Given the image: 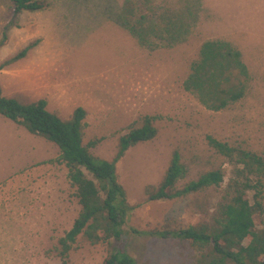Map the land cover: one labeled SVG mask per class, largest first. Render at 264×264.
<instances>
[{"label":"rangeland","instance_id":"obj_1","mask_svg":"<svg viewBox=\"0 0 264 264\" xmlns=\"http://www.w3.org/2000/svg\"><path fill=\"white\" fill-rule=\"evenodd\" d=\"M44 1L47 8L25 10L11 22L12 2L0 0V38L10 24L0 64L39 40L26 57L0 68L4 94L26 102L45 98L64 119L84 107V144L99 139L89 149L109 160L121 135L146 115L156 116V137L133 145L117 162L119 181L135 206L128 225L174 229L206 221L227 180L220 188L155 201L147 199L146 188L162 181L175 150L188 166L178 187L219 167L229 176L230 165L208 144V134L264 156V0H202L188 39L155 49L141 46L116 16H105L123 0ZM217 37L242 50L252 80L243 99L213 111L183 81L201 43ZM59 154L54 142L0 114V264H102L110 251L83 237L66 263L54 251L80 211ZM125 247L139 264L206 262L204 249L178 238L133 236Z\"/></svg>","mask_w":264,"mask_h":264},{"label":"trees","instance_id":"obj_2","mask_svg":"<svg viewBox=\"0 0 264 264\" xmlns=\"http://www.w3.org/2000/svg\"><path fill=\"white\" fill-rule=\"evenodd\" d=\"M171 1L123 0L117 5V21L143 47H173L186 41L194 31L202 0ZM11 2V22L25 10L38 11L49 6L44 0ZM9 25L3 29L0 47L8 40ZM38 42L28 43L5 59L0 68L26 57ZM251 80L242 50L232 41L217 37L201 43L183 88L207 109L220 111L243 99ZM0 114L59 147L56 161L67 168L80 205L72 226L58 237L53 247L64 263L83 237L91 244L106 243L110 247L102 264H139L125 245L129 237L151 236L178 238L204 249L201 258L205 264H264V156L257 151L208 134V144L229 163L230 175L222 167L210 169L178 187V182L188 174V166L179 150H175L162 181L147 186L148 200L185 197L220 188L226 180L227 183L207 213L206 221L174 229H143L128 225L135 206L129 203L119 181L117 162L133 145L156 137V116L146 115L141 125H133L121 135L118 151L109 160L89 149L99 139L89 142V146L84 144L87 111L82 106L76 107L69 119H64L48 108L47 99L26 102L6 95L0 82Z\"/></svg>","mask_w":264,"mask_h":264},{"label":"crops","instance_id":"obj_3","mask_svg":"<svg viewBox=\"0 0 264 264\" xmlns=\"http://www.w3.org/2000/svg\"><path fill=\"white\" fill-rule=\"evenodd\" d=\"M113 11H114V13H110L109 15H105V16L106 17H113V16L115 17L116 16V18H117L118 14H119L118 10L114 9Z\"/></svg>","mask_w":264,"mask_h":264}]
</instances>
